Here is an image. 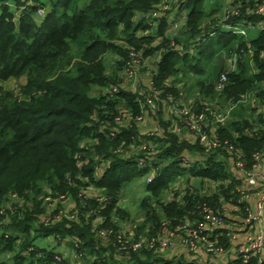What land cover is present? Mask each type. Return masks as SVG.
<instances>
[{
	"label": "trees",
	"instance_id": "1",
	"mask_svg": "<svg viewBox=\"0 0 264 264\" xmlns=\"http://www.w3.org/2000/svg\"><path fill=\"white\" fill-rule=\"evenodd\" d=\"M212 1L215 5L207 9V0H58L40 23L33 17L36 6L25 7L26 16L17 20L12 5L3 3L0 83L24 75L28 83L22 96L0 91V264H73L37 244L42 237H54L57 244L66 241L78 253L96 256L92 264H264L258 257L218 263L219 255L232 248L236 255V233L227 225L242 224L252 205L243 197L246 183L236 161L240 157L252 169L257 155L264 158V13H258L264 0ZM164 7V14L174 12L173 20L152 18L150 23L158 24L156 35L137 36L153 27L137 17L155 16ZM237 26L247 32H237ZM120 30L128 34L133 50L144 48L147 56L160 53L154 89L180 104L195 97L191 116L205 112L203 128L217 148L208 150L196 134L171 132L159 112L154 118L162 125L150 138L141 140L134 129L117 127L128 115L137 119L142 113L137 94L118 87L112 91L117 80L99 58L106 38L118 39ZM252 30H259L256 37H251ZM154 40L158 45L151 48ZM74 45L80 62L73 70ZM235 55L233 69L229 62ZM178 73L186 77L184 87L168 86ZM224 75L227 81L220 89ZM191 79L194 83L187 86ZM93 86L107 93L93 96ZM159 132L163 137L158 140ZM86 140L94 143L83 147ZM142 141L161 145L156 151L146 147L145 166L140 158L116 151L131 144L143 146ZM149 173L154 175L146 184L157 198L175 178L188 177L186 187L171 200L157 201L156 228L191 224L200 237L216 241L222 252L207 253L208 260H203L201 251L170 257L162 248L119 249L121 222L130 216L119 204L123 189ZM197 178L201 183L195 188ZM93 185L103 190L101 196L84 194ZM46 199L56 203L54 209L44 205ZM69 199L75 209L61 217L63 202ZM232 208L233 215H226ZM206 209L223 216L226 225L210 226ZM103 231L111 233L103 236Z\"/></svg>",
	"mask_w": 264,
	"mask_h": 264
},
{
	"label": "rangeland",
	"instance_id": "2",
	"mask_svg": "<svg viewBox=\"0 0 264 264\" xmlns=\"http://www.w3.org/2000/svg\"><path fill=\"white\" fill-rule=\"evenodd\" d=\"M58 0H21L23 2L22 5L18 6L16 5L15 0H0V13H1V7L3 3H9L13 7V11L16 14L17 20H20L21 17H25L27 13V6H36L37 11L33 14V17L35 20L40 23L43 18L46 16V14L51 10L52 5L56 3ZM85 3V1L82 2V4ZM214 1L207 0L205 3V8L212 9L214 6ZM26 7V8H25ZM171 9V8H169ZM165 11H168L167 7L162 8L160 12H158L155 16H139L137 19H147L150 23V19L159 17L168 16L170 18L169 21L173 20V13H165ZM158 17V18H157ZM153 25L152 30L150 31H139L137 33V36L143 37V36H153L156 35L157 32V21L154 20V22L150 23ZM179 26H176V28H173V32L177 33V29ZM237 31H241V29H237ZM247 32V31H246ZM259 33V30H252L250 31L251 37H256ZM128 34H126L123 30H120L119 32V38L115 40H110L106 38L105 44L102 47V51L100 53V59L106 66L107 73L112 79L117 80L118 86H115L112 91H117L118 88L131 92L138 95L137 102L139 103V106L142 108V118L141 119H131V116L128 115L127 121L125 122H119L118 126L119 128L128 127V129H134L141 140H144V138H150L152 137L155 130H158V127H161V123H159L154 116L157 112H159L162 116V120L167 123L169 126V129L171 132H174L178 135H184V136H190L192 134H195V130L192 128L193 120L192 118H196L195 116H191L190 111V103L195 99V97L190 96L189 101H184L183 104L176 103L174 101V98L172 96H166L163 94L160 90L154 89V83H153V76L157 72V65L158 62L161 61L160 53L159 52H153V54L146 55L145 50L135 51L131 46H129L128 42ZM110 45H115L117 48L113 49L110 48ZM158 45V41L154 40L151 42L150 46L151 48L156 47ZM121 49V51L119 50ZM124 51V52H123ZM124 53V54H122ZM79 54V48L74 45L71 50V55L73 56V65L76 64L80 60L76 58V56ZM126 59V61H125ZM124 61V62H119ZM134 61V62H133ZM76 66H73V70ZM134 69V75L131 76L130 73L132 68ZM179 67V65L177 66ZM191 78V77H190ZM187 82L185 75L182 73L175 74L172 76L168 81L167 85L171 87H184L185 83ZM28 83V76L24 75L19 78L12 77L5 83H0V91H11L15 95L22 96L23 95V89ZM193 80H189L187 86L189 84H193ZM186 86V87H187ZM118 87V88H116ZM107 89L103 88L101 86H93V96H99L102 94V92H106ZM107 93V92H106ZM197 95V94H193ZM192 95V96H193ZM192 99V100H191ZM180 105H184L183 108H180ZM180 109H179V108ZM212 108V106H208ZM225 111V110H224ZM205 112L202 111L201 114H204ZM200 114V115H201ZM199 115V116H200ZM189 117V118H188ZM199 122H203L199 119ZM183 123V124H181ZM207 123V122H206ZM158 128V129H157ZM160 135L158 140L163 137V133L159 132ZM92 143H94L92 140H86L83 142V147H88ZM159 143V141H158ZM143 146H136L134 144H131L130 146H125L122 148H118L116 150L117 152H121V155L125 157H138L142 158V153L146 149L148 145H151L150 148H152L151 151H156L158 147H161L160 143L153 145L150 142L142 141ZM145 147V148H144ZM149 151V152H151ZM82 157L84 153L80 154ZM191 156V154L189 155ZM88 157V156H86ZM152 157V156H151ZM191 158V157H190ZM192 160H195V158H192ZM154 175V173H149V176ZM148 177L134 179L133 181L125 184V187L123 189V193L120 199V206L124 208L126 211L130 213V216L128 219L122 221V231L126 233L129 237H136L137 235L141 236L140 239H158V238H169L170 244L167 248L162 249V254L166 256H174L176 255V250L178 247L176 244L177 237L182 238L181 230L178 227L169 228L165 224V228L160 229L159 227L156 228V225L153 223V220L155 218V212L159 211V204L158 200L161 199V201H169L171 200L176 192H181L185 187V183L188 179L187 176L177 177L172 181L170 184L165 186L163 188L162 194L159 198L155 197L152 192L147 187V179ZM250 193L249 195L252 196L253 200L252 202H255L256 198L260 196V194L264 191V183H260L259 186L256 188H249L247 189ZM84 194L86 196H93L98 197L103 194V190L97 188L96 186H91L90 188L86 189L84 191ZM243 197H245L243 195ZM49 209H54L56 203H50L48 199L44 201V205ZM251 208L254 205L251 203ZM29 205L33 206L34 202H29ZM75 207V204L72 199L65 200L63 202V205L61 207L62 212L60 213V216H64L70 211H73ZM94 210V209H93ZM233 208L226 212V215H233L232 213ZM157 213V212H156ZM97 222L99 221V218H97ZM226 225V224H223ZM231 229L232 226L227 225ZM155 230V233L151 234L152 231ZM243 236L240 234L234 235L232 240L234 245L239 242ZM100 240L102 239V243L105 246H109L108 242L100 236ZM60 240V239H58ZM62 244L58 241H55L54 237H47V238H39L36 240V243L39 244L41 247L48 248L49 250H53L59 254L61 257L65 258L68 257L69 260L73 264H92L95 259H97L96 256H90L86 252L78 253L77 250L72 249L69 244L66 243V241H61ZM180 244L186 248V255H192L193 251L188 249L185 244L181 241ZM206 245V243H204ZM202 246V241L200 243ZM201 252L204 253L202 255L203 260H208L207 253H210L206 250V247H201ZM231 251H227L226 254L219 257L218 263H224L227 261L228 256L230 255ZM10 256H6L5 259H9Z\"/></svg>",
	"mask_w": 264,
	"mask_h": 264
},
{
	"label": "built area",
	"instance_id": "3",
	"mask_svg": "<svg viewBox=\"0 0 264 264\" xmlns=\"http://www.w3.org/2000/svg\"><path fill=\"white\" fill-rule=\"evenodd\" d=\"M258 13H264V4H262L258 10ZM229 27H231L229 25ZM252 27V25H251ZM241 29V31H237L239 33H246L245 28L237 26L235 29ZM134 62V61H133ZM237 56L235 55L232 60H230L229 64L233 67L236 66ZM132 68V67H131ZM130 75H134V69L130 70ZM227 81V77L224 75L221 80V84L219 86L220 89L223 88L225 82ZM207 111L209 108L206 109ZM213 113V112H211ZM215 118L219 120H223L220 118L218 113H213ZM142 115H140L137 119H141ZM189 118V117H188ZM199 119L203 122H199ZM205 119V114H201L197 116L193 120V129L195 130V134L201 138V142L208 149L217 148L219 145L217 141L210 137L208 133L203 128V123ZM183 124V123H181ZM257 164L249 169L243 162V160L239 157L236 161L237 169L239 170L240 175L243 177L246 187L242 192L245 196L244 199L247 201L253 200L252 196L249 195V188H256L260 185V183H264V169L261 167L262 160L259 155L256 156ZM140 164L145 166L146 160L144 158H140ZM185 163L188 162L186 159ZM148 182L152 181L151 177H148ZM101 200V198H99ZM254 205L248 211V215L243 221V229L244 235L243 238L237 242V253L235 257L240 258L244 262H248L252 257H258L260 262L264 261V191L260 194L259 197L256 198L255 202H252ZM206 221L212 227H221L225 224V219L223 216L216 214L211 209H206ZM180 230L185 229L186 234L182 235L181 241L186 247L194 252L201 251V241L206 250L210 253H220L223 251V248L218 246L217 242H211L204 237H200V232L197 229L192 228L191 224H185L184 226H178ZM111 233V231H103L102 235L106 236ZM118 243L120 244L119 249L125 251H142V250H156L158 248H167L170 244L169 238H158L151 240H143V239H134L129 237L122 230L118 233ZM206 243V245L204 244Z\"/></svg>",
	"mask_w": 264,
	"mask_h": 264
},
{
	"label": "crops",
	"instance_id": "4",
	"mask_svg": "<svg viewBox=\"0 0 264 264\" xmlns=\"http://www.w3.org/2000/svg\"><path fill=\"white\" fill-rule=\"evenodd\" d=\"M261 167L264 169V158H263V160H262ZM250 202L252 203V200H251ZM232 229L235 231L236 235H238V234H240L241 236L244 235L243 223L240 224V225H234V226H232ZM180 242H181V241H180V238L177 237V239H176V244H177L178 247L176 248V250H180V251H179V252L177 251L176 255H178V254H183V253L186 254V252H185V251H186V248L183 247V246L180 244ZM233 250H234V248H232L231 250H229V251H231V253H230V255L228 256L227 261L230 260V259H233V258L235 257ZM200 254H204V253H203V252H200ZM198 256H200V255H198ZM220 256H223V255H219V257H220ZM227 261H226V262H227Z\"/></svg>",
	"mask_w": 264,
	"mask_h": 264
},
{
	"label": "water",
	"instance_id": "5",
	"mask_svg": "<svg viewBox=\"0 0 264 264\" xmlns=\"http://www.w3.org/2000/svg\"><path fill=\"white\" fill-rule=\"evenodd\" d=\"M200 183H201V180L199 178H197V179L194 180L193 185H194L195 188H198Z\"/></svg>",
	"mask_w": 264,
	"mask_h": 264
}]
</instances>
